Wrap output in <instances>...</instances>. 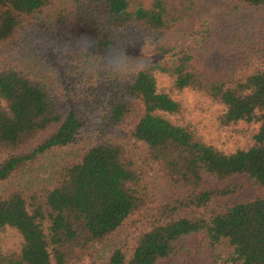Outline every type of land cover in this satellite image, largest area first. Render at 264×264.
Wrapping results in <instances>:
<instances>
[{
    "label": "trees",
    "instance_id": "1",
    "mask_svg": "<svg viewBox=\"0 0 264 264\" xmlns=\"http://www.w3.org/2000/svg\"><path fill=\"white\" fill-rule=\"evenodd\" d=\"M168 1L66 0L55 11L54 0H0V184L98 132L54 180L0 194V264H157L193 235L211 264H264V43L243 63L215 52L219 37L223 48L242 38L227 33L240 10L264 0H178L173 12ZM184 90L220 106V129L257 125L246 145L206 144L175 98ZM126 121L146 167L114 139ZM243 176L263 194L225 202ZM123 225L128 238L100 257ZM6 229L15 248L2 246Z\"/></svg>",
    "mask_w": 264,
    "mask_h": 264
},
{
    "label": "rangeland",
    "instance_id": "2",
    "mask_svg": "<svg viewBox=\"0 0 264 264\" xmlns=\"http://www.w3.org/2000/svg\"><path fill=\"white\" fill-rule=\"evenodd\" d=\"M132 2L139 3L147 7L151 0H132ZM66 5V0H54L53 6L55 11L59 10ZM178 0H170L166 3L167 12L178 10ZM240 23L233 28L227 29L228 34L238 35L241 34L242 38H236L234 45H229L223 48L225 37L217 39V47L215 52L219 55H224V59L231 60L233 63H243L249 59V53L256 54L261 47L260 44L264 43V8H248L244 7L240 10ZM257 29H261L262 35ZM131 52L137 53L144 48V44L140 41L138 33L131 29ZM256 33V34H255ZM223 48V49H221ZM221 51V52H220ZM213 52V51H211ZM222 53V54H221ZM242 61V62H241ZM157 86L166 88L169 86L168 79L160 75L156 76ZM182 102L184 106L186 119L191 126L196 130L197 134L203 141L223 152H232L237 148H242L247 143V135L254 132L257 125L247 126L239 124L234 130L232 127L220 129L218 128L215 117L220 110V106L211 103L207 98L199 93L184 90L175 97ZM90 123H94L91 120ZM127 121L120 125L115 133L114 139L126 147L130 154L136 159V165L146 167L148 160L146 152L142 147L134 145L128 138ZM52 130L46 131L31 146L34 147L41 140L47 137ZM246 131V134H244ZM248 133V134H247ZM98 136L96 130L90 127L80 136L75 145L62 150H54L45 155L32 169L31 173L26 172L18 178H14L0 184V194L6 191H12L18 186H25L26 182L36 180L52 179L57 172L63 167L69 165L75 158L79 157L82 152L94 141V137ZM54 180V179H52ZM231 181H237L243 185V188L238 193L230 196L225 202H233L239 198H252L263 194L261 187L252 184L246 177H235ZM128 238L126 225H123L118 232L106 243L103 247L98 248L100 257L105 258L108 251L116 244H123L125 239ZM18 235L11 229H6L1 234V242L4 249H12L18 245ZM184 248L179 250L176 254L169 256L166 259L159 260L157 264H211V258L208 253L206 245L202 242V235H193L184 239Z\"/></svg>",
    "mask_w": 264,
    "mask_h": 264
}]
</instances>
